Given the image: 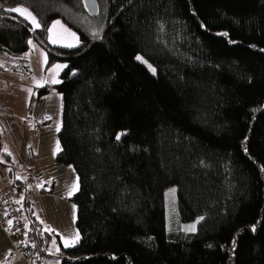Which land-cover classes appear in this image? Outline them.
I'll return each mask as SVG.
<instances>
[{
	"label": "trees",
	"instance_id": "trees-1",
	"mask_svg": "<svg viewBox=\"0 0 264 264\" xmlns=\"http://www.w3.org/2000/svg\"><path fill=\"white\" fill-rule=\"evenodd\" d=\"M104 4L99 37L80 34L66 48L51 45L46 29L83 13L82 0H0L41 24L33 32L0 11V52L22 59L32 39L47 65H67L54 85L62 97L55 160L78 178L80 242L65 248L56 234H41L27 189L15 203L33 229L27 246L60 264H264V0ZM170 188L177 221L204 217L195 233L167 228ZM52 239L59 252H50Z\"/></svg>",
	"mask_w": 264,
	"mask_h": 264
},
{
	"label": "rangeland",
	"instance_id": "rangeland-1",
	"mask_svg": "<svg viewBox=\"0 0 264 264\" xmlns=\"http://www.w3.org/2000/svg\"><path fill=\"white\" fill-rule=\"evenodd\" d=\"M96 2V14L89 15L86 11L84 0H82L83 13H73L69 15L67 21L60 18L53 19L49 27L59 20L64 27L76 33L79 41L80 34L89 38L92 37V33L98 32L106 21L104 0H96ZM29 24L31 25L30 22ZM48 36L49 33L47 40ZM32 41L35 48L33 49L29 45L27 51L29 55H24L22 59H11L7 54L0 52V154L5 146H7L8 152L12 154L10 156L11 162L3 158L5 164H0V174L3 176L2 178L0 177V190H3L2 192L4 193L12 189V184L16 180H27L24 178H26L27 169L31 166L29 153H34L36 147L40 146L46 152L42 158L44 165L47 158L57 151L56 144L59 131L56 129L58 125L61 128L62 97L54 88L56 84L43 83V81L50 79V69L53 65L65 64L54 62L51 65H47L46 63L42 67V54L47 56V52L38 42ZM50 44L63 47L61 44ZM23 64L28 67L27 73H20L12 68V66L19 65L20 67ZM61 72L62 70L57 77L59 80ZM37 82H40L41 86H38ZM43 88H46V91L40 92ZM29 89H31V92L28 91ZM46 116L51 117V119H45ZM49 162L51 164L45 167L46 174H38L31 184V206L34 213L35 211L38 212L42 220L50 223L52 229L55 230L52 233L61 239V236L67 237L78 232L75 226L76 206L74 210L73 195L71 197L67 195L69 187L76 182L77 175L70 165L57 163L53 158ZM9 168H11V171H8ZM17 176L21 177V179H16ZM45 176L55 181L54 186L51 187V184L45 183L42 188H37L41 181H45ZM34 196L36 197L35 199L33 198ZM165 214L167 228L170 231L186 233L181 230L182 226L194 222L183 223L177 221L175 202L174 205L171 204L166 195ZM2 244L3 242L0 238V264H7L8 260L16 255L14 252L8 255L2 253L4 250ZM56 246L58 244L52 245L51 253L54 248V251L56 250ZM53 264H60V262L54 258Z\"/></svg>",
	"mask_w": 264,
	"mask_h": 264
},
{
	"label": "snow or ice",
	"instance_id": "snow-or-ice-1",
	"mask_svg": "<svg viewBox=\"0 0 264 264\" xmlns=\"http://www.w3.org/2000/svg\"><path fill=\"white\" fill-rule=\"evenodd\" d=\"M88 6V5H86ZM94 6V5H93ZM0 11H6V12H11V13H18L21 17H23L25 20L29 21L32 25V28L30 29L31 31L35 32L36 29H39L41 27L40 22L37 20L36 16L32 14V12H30L26 7H20V6H15V7H9V8H4L3 5H0ZM57 29H59V31H57ZM46 31L49 33L48 36V40L50 43L52 44H61V46L63 47H77L80 43L79 38L77 37L75 32L70 31L68 28L64 27L59 20L55 21L51 27L47 28ZM159 31L161 33H163L164 31V25L161 23L159 24ZM92 35L94 37H99V33L98 32H93ZM218 35H222V36H227L228 34L225 33H218ZM231 42V41H230ZM28 44L34 49L35 45L33 44L32 40L28 41ZM26 56L29 54H25ZM43 55V61H42V67L43 64L47 63V56L46 54H42ZM135 59L139 62H141L142 64L146 65L147 69L150 71V73L155 76L157 74V69L155 67H153L152 64L148 63L147 60H145L142 56L137 55L135 57ZM67 65H63V64H56L53 65L52 68L50 69L51 72V77L50 79L44 80L43 83H51V84H58L61 81L59 79H57V77L59 76V73L61 70H63L64 68H66ZM75 73H73L74 75ZM38 86L40 85V82H37ZM29 92H31V89L28 90ZM45 119H51V117H45ZM57 131L60 130L59 125L57 126ZM127 132H119L116 134L115 139L117 141L121 140L122 136H126ZM56 148L57 150H59V141H57L56 144ZM246 150V149H245ZM4 153H6L8 156H11V152H8L7 150V146L4 147ZM55 154V152H54ZM3 155L0 154V163H3ZM203 163V162H201ZM8 171H11V168L8 169ZM16 179H21V177L17 176ZM26 179V178H24ZM51 184L52 180H48V181H41L38 185L37 188H42L44 186V184ZM31 187V186H29ZM77 191H79V183H78V178L76 180V182H74L68 189L67 195L69 197H71L72 195H74ZM175 194H176V189L175 188H171L168 190V192L165 194L166 198H169L170 203L174 205L175 202ZM15 203L17 204H21L22 205V200H17L15 201ZM73 209L75 210V205H73ZM19 210V209H18ZM174 211V208H173ZM5 216L8 215L7 210H5L4 213ZM204 220V217H198L196 219V221H194L191 224H187V225H183L182 226V231L186 232V233H195L197 231V224H199L201 221ZM42 224L44 223L43 221H40ZM8 224V229L7 230H11V228L13 227V221L11 219H9L7 221ZM24 228L27 231H32L33 229L29 228V225L27 223H25ZM17 231H19V228L16 229ZM253 232L256 231L255 226L252 227L251 229ZM27 231H25L24 235L27 236ZM43 232H55L54 229L45 227L41 234ZM61 239L63 240V245L64 247H74L76 244H78L80 242V235L79 232H75L73 234H70L67 237L61 236ZM21 243L25 244L26 246L28 245L29 241L25 240V241H21ZM52 245L55 246L56 245V240L52 239L51 241ZM235 245H236V241L233 240L232 242V248H233V252L235 250ZM33 247H35V244L32 245ZM56 251L59 252V248H56Z\"/></svg>",
	"mask_w": 264,
	"mask_h": 264
},
{
	"label": "crops",
	"instance_id": "crops-1",
	"mask_svg": "<svg viewBox=\"0 0 264 264\" xmlns=\"http://www.w3.org/2000/svg\"><path fill=\"white\" fill-rule=\"evenodd\" d=\"M9 58L12 59V57H9ZM7 61H9V60L7 59ZM15 70H17V69H15ZM20 73H22V72H20ZM60 150H61V148L59 150H57L55 152V154L53 153L52 155H50V157L47 158L45 165L43 164L44 160H42V158L46 154V152H45V150L41 149L40 146L39 147H36V149L34 150V153H32V152L29 153L30 158H31V166L26 171V179L27 180L30 179V181L28 183V186H27L28 187V190L30 191V195H31L32 189L29 186H32L31 184L34 182V178H36L38 176V174H46L47 171H46V168L45 167L48 166L49 164H51L49 161H51V158L55 159L56 154L58 152H60ZM0 177L1 178L3 177L2 174H0ZM44 178H45L44 179L45 181L52 180L51 187L54 186L55 181L53 179H50L47 176H45ZM27 180H16L15 181V184L22 185L25 181L27 182ZM12 185H14V184H12ZM47 190H48V188H47ZM2 191L0 190V195L4 193ZM49 191H51V189H49ZM33 198L35 199L36 197L34 196ZM20 199L21 198H18L17 200H20ZM34 215H35L36 219L39 222L40 221H43L44 222L43 224L40 222V224L43 227V229L45 227H48V228H51L52 229L50 223L49 222H46L45 220H42L40 218V215L38 214V212L35 211ZM0 238H1V241L3 242L2 247L4 249L2 251V253H5V255L6 254L8 255L9 253H13L14 252L15 255H16V256H12L8 260V264H33V263H31L28 260L27 257L22 256L19 253V251L17 250V247H16L15 243H13V241H11V239L8 236V232L6 231V229L2 225H0ZM59 240H60L61 245L64 247L63 241L60 238H59ZM57 247L58 246H56V248ZM54 249L52 250V253L56 252V250L54 251ZM54 258L55 257H44V258H41L40 261H42L43 264H53V259Z\"/></svg>",
	"mask_w": 264,
	"mask_h": 264
},
{
	"label": "built area",
	"instance_id": "built-area-1",
	"mask_svg": "<svg viewBox=\"0 0 264 264\" xmlns=\"http://www.w3.org/2000/svg\"><path fill=\"white\" fill-rule=\"evenodd\" d=\"M29 181L30 179L22 185L13 186L10 191L0 195V225L6 229L9 238L16 244L17 250L22 256L27 257L33 264H43L32 247L21 243V241L26 240V236L24 235L26 229L24 228V225L27 221L17 212L15 201H17L18 198H21L24 192L28 189L27 186ZM5 210L8 212L7 216L4 215ZM9 219L13 221V227L11 230H7V221ZM17 228H19V231L16 230Z\"/></svg>",
	"mask_w": 264,
	"mask_h": 264
},
{
	"label": "water",
	"instance_id": "water-1",
	"mask_svg": "<svg viewBox=\"0 0 264 264\" xmlns=\"http://www.w3.org/2000/svg\"><path fill=\"white\" fill-rule=\"evenodd\" d=\"M84 5H85L86 11L89 15H94L97 13V2H96V0H84ZM86 5H88V6H86Z\"/></svg>",
	"mask_w": 264,
	"mask_h": 264
}]
</instances>
